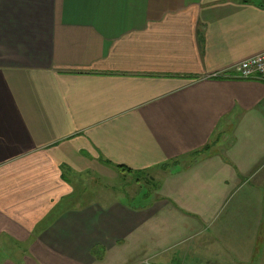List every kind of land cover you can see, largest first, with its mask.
<instances>
[{
    "label": "crops",
    "instance_id": "crops-1",
    "mask_svg": "<svg viewBox=\"0 0 264 264\" xmlns=\"http://www.w3.org/2000/svg\"><path fill=\"white\" fill-rule=\"evenodd\" d=\"M259 54L264 0H0V264L249 260ZM100 178L126 200L79 198Z\"/></svg>",
    "mask_w": 264,
    "mask_h": 264
},
{
    "label": "rangeland",
    "instance_id": "rangeland-1",
    "mask_svg": "<svg viewBox=\"0 0 264 264\" xmlns=\"http://www.w3.org/2000/svg\"><path fill=\"white\" fill-rule=\"evenodd\" d=\"M137 183L139 184V188L143 192H148L150 188H153L148 182L146 181L147 179L143 177H137ZM122 178H115V179H103L100 178L96 181L93 182H88L86 185H82V190H79V188H76V191H78V196L79 198L83 199L85 202L87 201H100L102 199L108 198L111 200L117 199H122L126 200L125 196L118 197L121 193L124 191V186L120 185L122 182ZM136 177L131 178H126L125 183H136L135 182ZM120 185V186H119ZM134 186V185H133ZM136 186V185H135ZM129 188L126 189V191ZM135 189V188H134ZM140 200H135L131 202L132 204L136 205L138 204ZM230 204V203H229ZM256 224V223H255ZM261 230L260 233L258 234V237L254 240L252 247H251V255L249 260H245L239 264H264V220L261 223ZM251 226V223H250ZM247 241V238L244 239ZM230 257H233L232 254L228 253ZM217 260V259H216ZM194 264L196 262H193ZM231 263V261H230Z\"/></svg>",
    "mask_w": 264,
    "mask_h": 264
},
{
    "label": "built area",
    "instance_id": "built-area-1",
    "mask_svg": "<svg viewBox=\"0 0 264 264\" xmlns=\"http://www.w3.org/2000/svg\"><path fill=\"white\" fill-rule=\"evenodd\" d=\"M237 78L264 83V54L240 62L233 70ZM143 264H147L144 262Z\"/></svg>",
    "mask_w": 264,
    "mask_h": 264
},
{
    "label": "trees",
    "instance_id": "trees-1",
    "mask_svg": "<svg viewBox=\"0 0 264 264\" xmlns=\"http://www.w3.org/2000/svg\"><path fill=\"white\" fill-rule=\"evenodd\" d=\"M246 2L247 1H250V0H245ZM197 156V155H195ZM116 169L121 173V174H127V175H132V177H136V180L135 182H137V177H140L141 175L140 174H132V172L130 171V169L128 168H125V167H120V166H117ZM155 188H156V185H155Z\"/></svg>",
    "mask_w": 264,
    "mask_h": 264
}]
</instances>
